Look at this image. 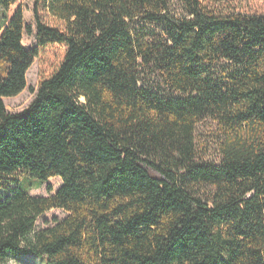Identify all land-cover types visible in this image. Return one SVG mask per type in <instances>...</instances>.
<instances>
[{
	"label": "trees",
	"instance_id": "obj_1",
	"mask_svg": "<svg viewBox=\"0 0 264 264\" xmlns=\"http://www.w3.org/2000/svg\"><path fill=\"white\" fill-rule=\"evenodd\" d=\"M229 1L0 0V264H264V14L213 7ZM26 178L63 184L33 196ZM52 210L66 217L39 229Z\"/></svg>",
	"mask_w": 264,
	"mask_h": 264
},
{
	"label": "rangeland",
	"instance_id": "obj_2",
	"mask_svg": "<svg viewBox=\"0 0 264 264\" xmlns=\"http://www.w3.org/2000/svg\"><path fill=\"white\" fill-rule=\"evenodd\" d=\"M25 22L32 24L36 31L34 20V3L27 1L24 3ZM214 9L221 12L235 11L244 14H264V3L259 0H230L227 3L214 5ZM5 16L0 8V23H4ZM37 45L36 35H25L24 46L26 49H33ZM64 54V48L53 46L42 52L36 59L27 75V88L18 96L5 99L6 108L9 113H20L27 109L35 100L41 81L50 76ZM200 155L208 161H217L220 135L216 126L212 122H207L199 127L197 132ZM60 178H52L47 183L41 184L33 178L23 180V186L33 196H48L47 187L50 185L55 194L62 186ZM66 213L62 210H52L45 214L37 222L39 229L45 228L47 222L53 224L54 219H63ZM7 264H47L42 258L36 256H21L18 258H9Z\"/></svg>",
	"mask_w": 264,
	"mask_h": 264
}]
</instances>
